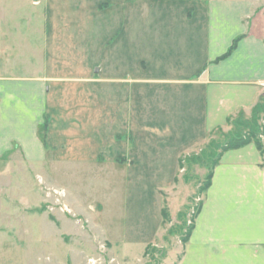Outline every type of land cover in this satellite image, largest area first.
I'll return each instance as SVG.
<instances>
[{
    "label": "crops",
    "instance_id": "1",
    "mask_svg": "<svg viewBox=\"0 0 264 264\" xmlns=\"http://www.w3.org/2000/svg\"><path fill=\"white\" fill-rule=\"evenodd\" d=\"M39 5L48 28L42 71L2 77L0 148L17 143L28 159L112 167L139 199L153 191L150 231L132 229L146 248L163 232L159 192L183 186L180 160L201 152L230 118L249 114L264 92V0ZM101 42L109 48L100 60L81 50ZM44 114L45 143L38 135ZM194 225L182 264H264V151L250 143L222 154Z\"/></svg>",
    "mask_w": 264,
    "mask_h": 264
},
{
    "label": "rangeland",
    "instance_id": "2",
    "mask_svg": "<svg viewBox=\"0 0 264 264\" xmlns=\"http://www.w3.org/2000/svg\"><path fill=\"white\" fill-rule=\"evenodd\" d=\"M40 8L39 0H0V81L34 77L42 71L41 49L45 50L48 28ZM68 8L71 11L70 3ZM65 41L66 49L77 50L72 39ZM108 48L101 42L81 50L100 60ZM257 103L249 114L241 111L213 132L201 152L182 158L176 181L183 186L159 192L169 219L163 218L162 234L146 248L140 231L136 232L140 229L145 235L151 229L153 191H144L139 199L138 192L128 187L125 173L112 167L78 168L46 155L28 159L17 143L0 148V264H182L189 241L185 238L194 229L208 189L212 159L232 136L262 139L264 92ZM45 123L49 125L46 114L38 130L43 143L48 132ZM91 204L95 210L89 208ZM108 233L117 246L105 239Z\"/></svg>",
    "mask_w": 264,
    "mask_h": 264
},
{
    "label": "trees",
    "instance_id": "3",
    "mask_svg": "<svg viewBox=\"0 0 264 264\" xmlns=\"http://www.w3.org/2000/svg\"><path fill=\"white\" fill-rule=\"evenodd\" d=\"M239 39L240 38H238V39H236L235 41H234V43L232 44V46L230 47V49L228 50V52H226L224 55H222L220 58H218V60H221V59H224V58H226V57H228L234 50H235V48H236V46H237V43H238V41H239ZM256 106H258V103H257V105ZM256 106L254 107L255 109H254V114H255V112H257V110H256ZM240 116H241V114H240ZM240 122H243V120L242 119H240ZM252 122H253V120H252ZM252 122H250L251 124H252ZM248 124V123H247ZM249 125V124H248ZM250 126V125H249ZM44 129H45V131L46 130H48V125L45 123V126H44ZM47 132V131H46ZM242 132V131H241ZM45 137V136H44ZM45 138H44V143H45ZM227 142L225 143V144H222L221 145V150H220V153H218L212 160V166H211V168H209L210 169V171H209V174H208V176H207V187L209 188L210 187V185H211V182H212V178H213V175H214V168H215V166L219 163V161H220V159H221V156H222V154L224 153V152H226V151H228V150H230V149H236V148H240V147H243V146H245V145H247V144H250V143H254L256 146H257V148L259 149V151L261 152V153H263V151H264V144H263V141H262V139H261V137L260 138H258V137H255V135H251L249 138H247V137H242V136H239V137H235V136H232V138H230L229 140H226ZM215 145H217V144H219L218 142H213ZM211 148V147H210ZM213 148H215L214 146H213ZM213 152L215 151V150H213V149H211ZM216 152V151H215ZM207 157L208 158H210L211 157V154H209V153H207ZM182 160V159H181ZM181 160H180V162H181ZM168 213L166 212V210L165 209H163L162 210V216H163V218H164V220L165 221H167L169 218H168ZM168 218V219H167ZM191 233V232H190ZM190 233L187 235V237L185 238V240L187 241L188 239H189V236H190Z\"/></svg>",
    "mask_w": 264,
    "mask_h": 264
}]
</instances>
